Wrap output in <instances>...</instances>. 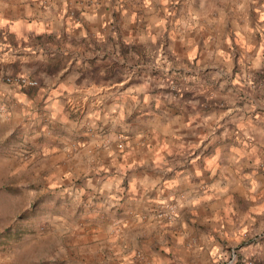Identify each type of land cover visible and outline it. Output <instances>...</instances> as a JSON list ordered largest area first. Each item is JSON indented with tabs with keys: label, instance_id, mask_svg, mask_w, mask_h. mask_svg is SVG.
Segmentation results:
<instances>
[{
	"label": "crops",
	"instance_id": "crops-1",
	"mask_svg": "<svg viewBox=\"0 0 264 264\" xmlns=\"http://www.w3.org/2000/svg\"><path fill=\"white\" fill-rule=\"evenodd\" d=\"M190 1L0 0V264H264V0Z\"/></svg>",
	"mask_w": 264,
	"mask_h": 264
},
{
	"label": "rangeland",
	"instance_id": "rangeland-1",
	"mask_svg": "<svg viewBox=\"0 0 264 264\" xmlns=\"http://www.w3.org/2000/svg\"><path fill=\"white\" fill-rule=\"evenodd\" d=\"M167 1L171 2V5L173 7L183 5L182 3H186L185 7H187V5L191 4L190 0H176L178 2H175V3L173 2L174 0L173 1L167 0ZM205 4H206L205 0L195 1L194 4H192V8H196V9L206 8ZM162 62H163V57H161V56L159 59H157L155 61L153 60V62H151V66H150L151 71H153V72L158 71L160 73H166L167 71L163 70V69H165V67L160 66V64ZM8 195H10V194H8ZM8 195H4L3 193L0 192V231H2L5 226H7L9 224L10 225L13 224L14 225L13 228H15V227L23 228V232H21L20 234H17V235H13L12 236L13 241L11 243L0 245V252H3V251L6 252L7 249H10V248L14 249V247L23 243L22 242V241H24L23 239H25L31 232H33L34 227H35L34 225H30L28 223L19 222L20 218L22 219V218H27L31 215L33 216L35 211H33V214L31 213V210L29 208L28 209L26 208V209H23L20 211L19 208H16V205L20 204V202L17 203L14 201L11 203V206H10V204L7 202ZM1 238L2 239L5 238L4 235L2 237L0 236V240H1ZM5 254H7V253H5ZM6 259L7 260L13 259V255L7 257Z\"/></svg>",
	"mask_w": 264,
	"mask_h": 264
},
{
	"label": "built area",
	"instance_id": "built-area-1",
	"mask_svg": "<svg viewBox=\"0 0 264 264\" xmlns=\"http://www.w3.org/2000/svg\"><path fill=\"white\" fill-rule=\"evenodd\" d=\"M7 82H13L19 86H33L36 84V80L32 79V78H28V77H24V76H12V77H6L5 79ZM172 83V82H171ZM1 109V106H0ZM168 209L170 211H172L171 207H168ZM241 261L250 264L253 262V258H241Z\"/></svg>",
	"mask_w": 264,
	"mask_h": 264
},
{
	"label": "trees",
	"instance_id": "trees-1",
	"mask_svg": "<svg viewBox=\"0 0 264 264\" xmlns=\"http://www.w3.org/2000/svg\"><path fill=\"white\" fill-rule=\"evenodd\" d=\"M13 227H14L13 224H11V225L9 224V225L5 226L2 231H0V234L1 235L3 234L5 237L3 239L1 238L0 245L11 243L13 241V237H12L13 235H17V234H20L21 232H23V228H21V227L13 228Z\"/></svg>",
	"mask_w": 264,
	"mask_h": 264
}]
</instances>
